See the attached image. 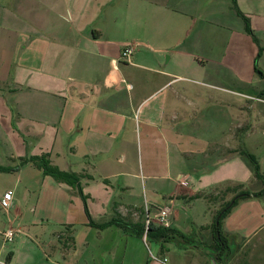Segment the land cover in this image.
Instances as JSON below:
<instances>
[{"label": "crops", "instance_id": "obj_1", "mask_svg": "<svg viewBox=\"0 0 264 264\" xmlns=\"http://www.w3.org/2000/svg\"><path fill=\"white\" fill-rule=\"evenodd\" d=\"M236 4L253 36L232 0H0V166L11 169L0 171V241L25 233L0 244V264H199L197 238L163 252L87 214L104 221L116 207L144 223L173 205L171 228L190 236L220 207L195 195L221 204L238 184L264 190L236 153L264 172V0ZM42 154L82 176L86 201L19 167ZM230 215L222 230L234 236Z\"/></svg>", "mask_w": 264, "mask_h": 264}, {"label": "trees", "instance_id": "obj_2", "mask_svg": "<svg viewBox=\"0 0 264 264\" xmlns=\"http://www.w3.org/2000/svg\"><path fill=\"white\" fill-rule=\"evenodd\" d=\"M233 7L238 11V13L244 18L246 30L252 35L249 20L238 10L236 0H232ZM253 36V35H252ZM255 41L256 38L253 37ZM260 72V71H259ZM236 153L241 157L245 165L250 169L253 174L254 179L264 185V172L261 169V164L258 157L245 148L240 147L236 150ZM31 164L38 170H41L44 175L52 177L55 181L59 183L66 184L67 186L77 189L79 195L86 201V196L82 192L81 179L82 176L74 173L63 171L59 169L50 160L49 154L35 155L30 157L20 158V166ZM11 169L9 167L0 166V171L9 172ZM229 192H234L233 197L224 201L220 204L219 209L215 213L214 221L210 226L201 227L195 235H187L173 228H163L161 226L152 225L147 234L145 241L148 245L159 246L164 252L167 250V245L170 243L176 244L178 247L182 248L185 245H192L194 241L197 240L205 248L203 254L209 261V256H212L219 264H229L234 258L237 250L234 249L232 243V236L225 234L222 230V224L225 218L231 213L234 207H236L241 201L249 199L251 197H261L264 196V190L260 192L251 191L243 184H238L234 187L226 188L221 191L222 195H227ZM196 197H204L210 203L218 202L223 200L222 196H216L214 193L209 195L197 194ZM88 225L94 227L98 230H104L111 226H116L123 234H133L134 236L144 239L145 226L141 222H133L128 217L122 216L116 209H113L112 215L108 220L95 221L89 214ZM68 237V233L65 232Z\"/></svg>", "mask_w": 264, "mask_h": 264}, {"label": "rangeland", "instance_id": "obj_3", "mask_svg": "<svg viewBox=\"0 0 264 264\" xmlns=\"http://www.w3.org/2000/svg\"><path fill=\"white\" fill-rule=\"evenodd\" d=\"M9 195L10 192H6L2 196L10 197ZM250 201L253 200L247 199L241 201L236 207L233 208V210L231 211L232 214H229L231 217L228 222L230 223L229 228L238 230L237 234L231 237L232 242L234 243L232 245L234 249L237 250V252L229 264H264V228L263 231L262 229L259 230V232L255 236H252L251 234L252 232H254V230H257V228H259V226H261V224L264 222V201ZM219 203L220 200L218 202L214 201L210 204V207L215 208L217 205L219 207ZM189 211L190 210L188 209L187 211L183 212L188 214ZM229 215L227 217H229ZM0 221H4L3 215L1 213ZM51 232V229L47 232L48 236ZM238 235L248 236V241H246V239H241ZM249 235L251 237H249ZM21 236L22 235H19L18 237ZM29 236H32L31 233H29ZM18 237H16L13 242L5 244L6 248L11 247V245L16 242V239ZM41 237L42 235H39L38 239H40ZM0 242V244L3 245L2 239ZM149 247L154 249V245H149ZM193 253L195 254L197 263L209 264L207 258L202 252L196 251Z\"/></svg>", "mask_w": 264, "mask_h": 264}, {"label": "built area", "instance_id": "obj_4", "mask_svg": "<svg viewBox=\"0 0 264 264\" xmlns=\"http://www.w3.org/2000/svg\"><path fill=\"white\" fill-rule=\"evenodd\" d=\"M134 52V49L132 46L127 45L124 51L121 53V60L128 61ZM179 182L182 186H187L188 185V177L187 176H182L179 178ZM11 202V197H5L1 200V204L4 207L8 206V203ZM173 203V202H172ZM173 206V205H172ZM172 206H167L158 211L157 216L151 217L150 215H147L144 220V226H145V232H144V240L146 238V234L149 230V228L153 225L154 222L158 226H161L163 228H171V219H170V214L172 210ZM20 234H25L22 229L17 228V229H8L2 234V241L3 244H8L10 242H13L14 239L20 235Z\"/></svg>", "mask_w": 264, "mask_h": 264}, {"label": "water", "instance_id": "obj_5", "mask_svg": "<svg viewBox=\"0 0 264 264\" xmlns=\"http://www.w3.org/2000/svg\"><path fill=\"white\" fill-rule=\"evenodd\" d=\"M210 264H219L212 256H209Z\"/></svg>", "mask_w": 264, "mask_h": 264}]
</instances>
